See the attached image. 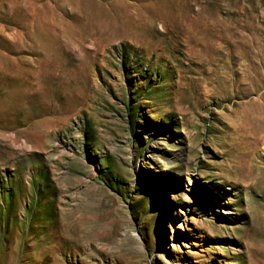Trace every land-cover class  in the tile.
Here are the masks:
<instances>
[{
  "label": "rangeland",
  "instance_id": "1",
  "mask_svg": "<svg viewBox=\"0 0 264 264\" xmlns=\"http://www.w3.org/2000/svg\"><path fill=\"white\" fill-rule=\"evenodd\" d=\"M0 264H264V0H0Z\"/></svg>",
  "mask_w": 264,
  "mask_h": 264
}]
</instances>
